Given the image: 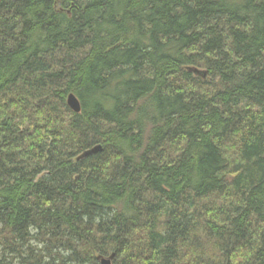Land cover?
I'll use <instances>...</instances> for the list:
<instances>
[{
	"label": "trees",
	"instance_id": "16d2710c",
	"mask_svg": "<svg viewBox=\"0 0 264 264\" xmlns=\"http://www.w3.org/2000/svg\"><path fill=\"white\" fill-rule=\"evenodd\" d=\"M111 254L264 264V0H0V264Z\"/></svg>",
	"mask_w": 264,
	"mask_h": 264
},
{
	"label": "water",
	"instance_id": "95a60500",
	"mask_svg": "<svg viewBox=\"0 0 264 264\" xmlns=\"http://www.w3.org/2000/svg\"><path fill=\"white\" fill-rule=\"evenodd\" d=\"M191 70L193 73H195L196 75H200L203 78L206 76V73H207L205 70L199 69L197 67H193V68H191ZM66 104L73 112H75V113L80 112L81 105H80V102H79V100L75 94L69 93L67 95ZM100 149H101L100 145H95V146L85 150L83 153H81L79 158L87 156L91 153H95V152L99 151ZM113 256H114V254H111L109 257H101L100 258L101 264H110Z\"/></svg>",
	"mask_w": 264,
	"mask_h": 264
}]
</instances>
